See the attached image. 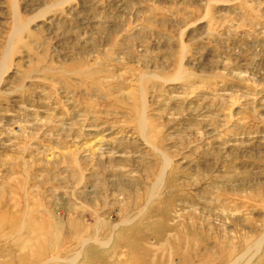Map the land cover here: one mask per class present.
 Instances as JSON below:
<instances>
[{"label":"rangeland","instance_id":"1","mask_svg":"<svg viewBox=\"0 0 264 264\" xmlns=\"http://www.w3.org/2000/svg\"><path fill=\"white\" fill-rule=\"evenodd\" d=\"M0 264H264V0H0Z\"/></svg>","mask_w":264,"mask_h":264}]
</instances>
